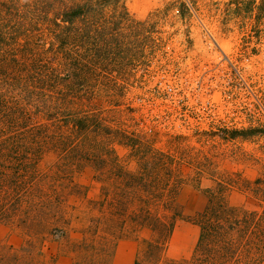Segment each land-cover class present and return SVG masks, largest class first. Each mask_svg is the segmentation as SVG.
<instances>
[{"label": "rangeland", "instance_id": "374dc122", "mask_svg": "<svg viewBox=\"0 0 264 264\" xmlns=\"http://www.w3.org/2000/svg\"><path fill=\"white\" fill-rule=\"evenodd\" d=\"M123 1L138 19L161 13L160 50L136 80L113 88L112 101L95 100L109 134L74 137L33 113L48 136L35 146L27 135L22 162L10 150L0 155V264H188L169 256L171 238L164 251L166 229L130 220L144 193L99 159L107 145L135 175L154 165L151 151L173 157L185 181L173 204L185 218L206 208L216 179L264 173V19L238 11L240 0ZM249 129L257 132L229 134ZM226 199L248 210L263 205L237 189ZM152 211L171 221L161 203Z\"/></svg>", "mask_w": 264, "mask_h": 264}, {"label": "trees", "instance_id": "16d2710c", "mask_svg": "<svg viewBox=\"0 0 264 264\" xmlns=\"http://www.w3.org/2000/svg\"><path fill=\"white\" fill-rule=\"evenodd\" d=\"M235 5L238 11H256V19H264V0H240ZM182 8L188 11V2L180 3L184 17ZM160 16L154 12L138 19L123 0H0V155L10 150L22 162L24 138L29 135L36 146L48 136L44 123L31 121L33 113L74 137L98 130L109 134L95 100L106 96L112 101L113 88L125 87L130 78L136 80L140 68L149 67L160 50ZM255 132L229 134L246 138ZM104 148L99 159L113 163L127 188L137 184L144 193L139 197L140 213L130 220L166 229L164 251L176 220L186 219L199 227V236L191 256L182 261L264 264V173L254 180L237 173L238 179H216L206 191V208L185 218L173 204L185 182L173 170V157L151 151L154 165L135 175L122 170L112 147ZM4 176L0 164V179ZM232 189L251 194L263 205L248 210L229 204L226 193ZM160 203L172 210L168 223L169 215L161 220L152 211Z\"/></svg>", "mask_w": 264, "mask_h": 264}, {"label": "crops", "instance_id": "0c3cea01", "mask_svg": "<svg viewBox=\"0 0 264 264\" xmlns=\"http://www.w3.org/2000/svg\"><path fill=\"white\" fill-rule=\"evenodd\" d=\"M198 236L199 227L196 224L181 219L176 220L170 237L171 242L168 248L169 256L176 259H186L191 256ZM173 244L176 246L174 254L172 253Z\"/></svg>", "mask_w": 264, "mask_h": 264}]
</instances>
